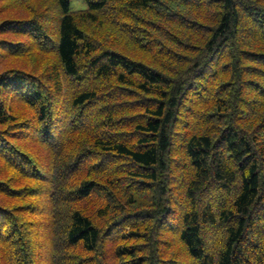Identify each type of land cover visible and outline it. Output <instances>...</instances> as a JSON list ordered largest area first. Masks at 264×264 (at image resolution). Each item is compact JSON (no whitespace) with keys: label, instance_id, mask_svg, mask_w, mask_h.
Listing matches in <instances>:
<instances>
[{"label":"trees","instance_id":"trees-1","mask_svg":"<svg viewBox=\"0 0 264 264\" xmlns=\"http://www.w3.org/2000/svg\"><path fill=\"white\" fill-rule=\"evenodd\" d=\"M83 1L0 0V264H264V0Z\"/></svg>","mask_w":264,"mask_h":264},{"label":"rangeland","instance_id":"rangeland-1","mask_svg":"<svg viewBox=\"0 0 264 264\" xmlns=\"http://www.w3.org/2000/svg\"><path fill=\"white\" fill-rule=\"evenodd\" d=\"M69 9H70V12H78V11L86 10L87 7H86L83 0H69ZM17 15H20V14H17ZM22 15H24V14H22ZM8 62H11V61H8ZM11 64L16 66L18 63L13 64V62H11ZM10 67H12V66H10ZM17 67L21 68L19 64L17 65Z\"/></svg>","mask_w":264,"mask_h":264}]
</instances>
